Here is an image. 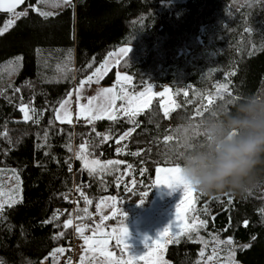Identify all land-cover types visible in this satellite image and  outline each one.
<instances>
[{
    "label": "trees",
    "instance_id": "1",
    "mask_svg": "<svg viewBox=\"0 0 264 264\" xmlns=\"http://www.w3.org/2000/svg\"><path fill=\"white\" fill-rule=\"evenodd\" d=\"M23 7L28 15L0 35V167L15 168L21 180L20 199L0 211V264H35L67 243L71 227L63 225L71 211L64 194L73 185L91 201L87 214L104 195L120 197L122 186L107 189L83 168L75 155L81 144L87 158L119 160L140 173L104 222L119 227L151 203L156 167L180 165L183 147L175 138L198 124L197 109L205 115L233 96L264 94V0H27ZM10 16L0 12V26ZM122 45L130 51L117 68L133 76L134 90L178 89L175 109L166 117L156 97L132 121L117 114L75 127L57 123L55 110L68 93ZM115 73L113 67L100 83L111 85ZM224 84L232 95L224 92L205 110L206 95ZM21 104L33 110L31 120H22ZM165 136L174 139L165 143ZM190 207L187 222L198 216L205 224L167 245L171 264H200L203 243L225 238L240 264H264V166L243 191L197 188Z\"/></svg>",
    "mask_w": 264,
    "mask_h": 264
},
{
    "label": "clouds",
    "instance_id": "2",
    "mask_svg": "<svg viewBox=\"0 0 264 264\" xmlns=\"http://www.w3.org/2000/svg\"><path fill=\"white\" fill-rule=\"evenodd\" d=\"M184 140L180 176L203 192L243 191L264 166V94L213 105Z\"/></svg>",
    "mask_w": 264,
    "mask_h": 264
},
{
    "label": "snow or ice",
    "instance_id": "3",
    "mask_svg": "<svg viewBox=\"0 0 264 264\" xmlns=\"http://www.w3.org/2000/svg\"><path fill=\"white\" fill-rule=\"evenodd\" d=\"M39 2H42V0H39ZM62 2L64 4H69L71 2V0H62ZM25 3V0H8L7 4L5 5V0H0V10H4L7 11L9 13H11L15 19H8L4 22L3 26H0V35L4 34L5 32H7L11 27H13V25L16 23V20H18L21 17L27 16L28 15V9H25L24 11H16V9L23 5ZM29 8H31L33 11H37L39 12L40 15L42 16H51L53 15V13L51 12H43L40 11L39 8L33 6V5H29ZM130 48L128 47H124L120 49V53L124 56H127V54L129 53ZM110 56L112 54H109ZM89 67H91L89 65ZM107 61H105L104 64H102L100 67H98L95 72L91 75L88 76L86 80H82L80 82L81 84V88L87 84V83H91L93 78L95 77L97 79V81L102 78V74L105 73L107 71ZM119 75V74H118ZM125 81L130 80V77L125 76L124 77ZM16 91H19V89H16ZM113 89L111 88H105V89H101L100 93L98 94V97H90L88 98V104L87 105H80L82 111H84L85 113H90V115L88 116L89 122H91L92 120L95 119H104L107 118L109 120H116L117 116L114 115L113 113L115 112V107H114V103L116 99H125L128 102L129 107L125 108L124 106H121L120 111L124 113L125 116H127L129 118L130 121H132V118L135 117L137 114H139L140 112H142L146 107H148L151 103V96L148 95V93L151 91L150 89L146 90L145 92L139 93L138 96H129L127 92L124 93L123 96L120 95H113ZM165 91H167V89H165ZM227 92L229 96L232 95L231 92H229L228 90V85L224 84V85H219L217 87V91L215 96H208L206 98V104L202 105V107L205 110H208L209 107L211 105H213L215 103V100L217 97L219 98H223V93ZM79 93H80V89L76 90V95H77V100H79ZM2 94V93H0ZM156 95V94H153ZM162 95V94H160ZM185 95H187V93H185ZM72 97V93H68V98L63 100L60 103V107L59 109L56 110L57 115H56V119L60 120L61 123H64L65 121L63 119H61L60 116V112L63 110L64 111V115L68 116V112L66 111V106L70 103ZM98 98L102 99V103L97 104V105H93V101H96ZM237 99L235 96L232 97V100ZM162 107L164 108V115L167 117L169 115V108L168 107H164L162 105ZM172 107L173 109L175 108L174 103H172ZM20 111L24 113V120L28 121L31 120L33 117L30 115V110L28 108L27 105L21 104L20 106ZM100 113H107L106 117L104 115H101ZM197 115L199 116H203V112L200 109H197ZM70 122V121H68ZM134 131V129H130L129 131L125 132L119 140L116 141V143H120V140L125 139L126 137H128L131 132ZM191 131V136H198L200 135L199 132V125L198 124H193V125H189L188 128L183 129V136L182 139L180 137L175 138L177 143L181 146L184 147V143L183 141L189 138V132ZM110 137L105 135L104 136V140H108ZM174 137L173 136H165L163 138L165 143L171 142L173 141ZM71 150V149H70ZM117 151L119 152L120 149H117ZM87 152V146L85 144H81L80 145V151H78L76 153V158L81 160L83 162V168L88 170L90 174L95 173L97 171V168H103L106 167V165H101L100 161L98 160H89L87 158L86 155ZM138 154V153H137ZM118 163L117 161H109L108 164H115ZM157 172H163L164 175L162 177H159L156 181V185H166L170 188H174L175 186H182V193H183V198L180 200L179 203H177L175 205V224L177 226H179L180 224H184V232H191L194 230V228L196 227L195 224L189 225L188 223H186L185 218L187 217L188 212L191 210V200L189 199V197L196 191V187H194L192 184H190L189 182L185 181L181 176H180V165L176 164L175 166L172 167H168V168H164V169H157ZM77 191L80 192V196L84 198L85 203L86 204H90L91 201L88 200V198L84 195V193L82 191L79 190V188H77ZM147 192H142L139 195H141L142 197H146L147 196ZM3 193L0 192V196H2ZM67 198V197H65ZM16 199L13 195H9V198L7 201L4 202H0V210H2L5 206V203L8 204V206H12V204L16 203ZM139 203H143V199L140 200ZM188 204V207H183L185 204ZM100 205H97V209L99 210ZM85 213H87V208L84 209ZM181 212H183V215H181ZM57 215H59L57 213ZM123 215L126 216V213H123ZM102 219H108V217H103ZM201 224H203L204 222L201 221ZM73 224V221L71 219L66 220L64 222L63 227L65 229L71 227ZM173 229V223L170 222L169 225L165 226L157 235L156 240V246H155V256H156V260L153 262V264H165L164 261H162L160 259V252L163 251L164 246L170 242H173V240L177 237H179L180 235L184 234V232L182 231H172ZM84 227H76V232L80 235V237L84 240V244L85 245H89L90 244V238L88 236L84 235ZM115 231V230H114ZM59 235H63V233H60ZM95 235V234H94ZM128 237V228L127 226H125L122 230V238L124 241H126ZM148 237H145V240H148ZM116 242L119 245L121 243V237L117 236L116 237ZM109 243L108 239H92L91 240V244L90 247L86 248V251H91L93 253L98 252L101 256L105 257L107 259L108 264H132L131 260H127V261H119V260H115L113 257V253L110 251H107V245ZM228 244L232 243L231 238L228 239L227 241ZM247 247V245L245 246ZM65 251L64 248H57L55 249L51 255L55 256L56 253H63ZM201 256H203V252H201ZM230 256H234V253H230ZM84 256H81V264H84ZM211 259V257L209 258ZM227 264H235L234 261L229 260L227 262Z\"/></svg>",
    "mask_w": 264,
    "mask_h": 264
},
{
    "label": "rangeland",
    "instance_id": "4",
    "mask_svg": "<svg viewBox=\"0 0 264 264\" xmlns=\"http://www.w3.org/2000/svg\"><path fill=\"white\" fill-rule=\"evenodd\" d=\"M25 9H26V7H23L18 11H24ZM40 11H42V10H40ZM14 18L15 17L11 14L9 19H14ZM124 47L130 48L129 45L119 46L115 51L110 53V54H112L111 56L107 55L106 58L102 61V63L98 66V67H100L102 64L105 63V61H107V64H108L107 71L102 74V78H100L97 81V79L94 77L91 83L85 84L82 88H81L80 83L75 86V88L71 91L72 97H71L70 103L66 106V111L68 112L69 115L65 116L64 111L62 110L60 112L61 119H63L65 122L70 121L72 119H87V120H89L88 116L90 115V113H85L84 111H82L80 105H87L88 104V98L98 97L100 90L105 89V88L113 89L114 91L112 94L113 95H120V96H123L125 92H127L129 96H138L139 93L145 92L146 90L150 89L151 91L148 93V95L151 96V103H152L153 99L157 97L159 99V103H160L162 111L164 112V108L162 107V105L164 107H168L169 108V115H170V113L175 109V108L173 109L172 103H174L175 107L177 105L175 95L178 93V89H172L168 85H163L160 89H155L153 86H146L142 90H139V91L134 90L135 84H134V81L132 82L133 76H131L128 73L117 68L119 62L124 57V55H122L120 53V49L124 48ZM113 67H116L114 82L111 85L101 84L100 81L107 75V73ZM91 75H89V76H91ZM125 76L130 77V80L125 81L124 80ZM86 79H87V77L84 78L83 80H86ZM77 89H80L79 100H77V95H76ZM165 89H167V91H165ZM130 90H132V91H130ZM216 91L209 92L206 95V98L210 95L215 96ZM153 94H156V95H153ZM160 94H162V95H160ZM67 98H68V95L65 99H67ZM102 102H103L102 99L98 98L96 101H93V105L95 106V105L100 104ZM121 106H124L125 108L129 107L127 100L116 99L115 103H114V107H115V112L113 113L114 115H117L118 113H120ZM59 107H60V105L58 106L57 109H59ZM148 107H146L145 109H147ZM100 114L104 115L105 117L107 115V113H100ZM30 115H31V113H30ZM55 115H57V112ZM104 119H107V118H104ZM22 120H24V113L23 112H22ZM77 152L78 151L75 152V155ZM91 160H93V159H91ZM95 160H98V159H95ZM98 161H100L101 165H106V167L97 168V171L95 173H92V175L103 180L104 183L106 184L107 189H109L110 186L113 185L115 190H118L122 186L123 192L120 193V195H119L120 197L115 196L114 194L113 195L106 194L97 202V205H100L99 210L97 209V205H96V211L99 215V221H98V226L96 227V229L93 231L92 234L93 235L95 234V236H97L99 238H101V237H103V238H106V237L116 238L117 233L114 231V229H112V228L109 229V227H103L106 219H102V218L103 217L110 218L113 215H115V213L118 212L119 209L117 207V199L118 198H124L125 193L128 192L129 190H132V188L135 186V184L137 182V178L139 177L140 173L136 176L134 174V171H133L134 170L133 166H128L127 164L125 165V164H123L122 161H119V160L118 161L117 160H110V161H117L118 162L115 164H108L109 161H101V160H98ZM15 170L11 167H0V192L3 193V195L0 196V202L7 201L9 198V195H13L15 197V199H17V196L18 197L21 196V180H20L19 173L17 172V170L16 171ZM19 188H20V192H19ZM18 192H19V195H18ZM5 204H7V203H5ZM85 205H86L85 208L86 207L88 208V205L86 203H85ZM132 208L136 209L137 205L132 206ZM83 212L85 213L84 209L80 210V211L76 210L74 212V216L79 215V213L83 215ZM72 218H73V214L71 213V220H72ZM201 221H203V220L200 219L198 216H196L188 224L189 225L195 224L196 227L194 228L193 231L197 232L198 227L205 224V223L201 224L200 223ZM215 235H216L215 233L208 232L209 238H215ZM228 239L229 238H225V239H221V240L215 239L214 242L203 243L202 251H201V252H203V256L200 259V264H209L211 262L227 263L229 260L234 261L235 264H240V262L236 259V256H235V252H234L235 246L233 243L228 244L227 243ZM230 253H234V256H230ZM210 255H212V256H210ZM210 257H211V259H209ZM165 258L166 257H164V258L160 257V259L162 261L165 262V260H166L167 262L171 263L168 259H165ZM86 260H88V259H85L84 261H86ZM106 260L102 259V258L98 259L96 257L95 261H92V262H94V264H108Z\"/></svg>",
    "mask_w": 264,
    "mask_h": 264
},
{
    "label": "crops",
    "instance_id": "5",
    "mask_svg": "<svg viewBox=\"0 0 264 264\" xmlns=\"http://www.w3.org/2000/svg\"><path fill=\"white\" fill-rule=\"evenodd\" d=\"M132 82H133V79H132ZM29 109L31 110V108ZM56 110L54 113V119L57 123H61V121L56 119V115H55ZM30 113L32 116L33 111H30ZM118 114H124V113L120 111V113ZM95 120H98V119H95ZM95 120H92V121H95ZM79 121H84L86 123L89 122V120L87 119H72L70 120V122L67 121L64 123L72 124L73 122H79ZM88 159L91 160L92 158H88ZM168 167H172V166H157L156 167L155 172H154V178H153L152 201L146 208L142 209L135 216L133 220H131L128 224L122 225L119 227L106 226V225L103 226V227H109V229L111 228L114 229L115 232L117 233V236L121 237V243L119 245L116 242V238H110V237L99 238L93 234L89 236L90 244H91L92 239H108L109 243L107 245V251H110L113 253V257L115 260H118L117 258V250H118L121 253H123V257H119L121 261L131 260L132 264H153V262L156 260V256L154 253H155V246L157 243L156 237L158 233L165 226L169 225L170 222L173 223L172 231L179 230L183 232L184 230V224H180L179 226L175 224V219H176L175 205L179 203L180 200L183 198L182 186H175L174 188H170L163 184L156 185L157 179L164 175L163 172L158 173L157 169L158 168L164 169ZM13 169L15 170V168ZM19 192H20V188H19ZM19 192H18V195H19ZM20 197L17 196L16 201L19 200ZM189 199L192 201L191 202V205H192L194 202V193L189 197ZM6 205L8 204H5V206ZM183 207H188V204L186 203ZM181 215H183V212H181ZM185 221L186 223H188L187 217L185 218ZM125 226H127L128 228V237L126 241H124L122 238V230ZM145 237H148L149 239L145 240ZM90 244L85 245L83 243V247L80 253L79 264H81V256H84L85 259H88L84 261V264H94V262L92 261H95L96 257L98 259L102 258L106 260V258L101 256L98 252L93 253L91 251H86V248L90 247ZM168 244H166L164 246L163 251L160 252L159 254L160 257H163V258L165 257V250ZM165 264H171V263L165 260Z\"/></svg>",
    "mask_w": 264,
    "mask_h": 264
},
{
    "label": "built area",
    "instance_id": "6",
    "mask_svg": "<svg viewBox=\"0 0 264 264\" xmlns=\"http://www.w3.org/2000/svg\"><path fill=\"white\" fill-rule=\"evenodd\" d=\"M77 124H86V122H73L72 126L75 127ZM71 170L74 171V168L71 167ZM64 199L69 204L70 211L73 214L70 238L65 245L53 248L45 253L35 264H79L84 240L76 232V227H84V235L89 237L98 226L99 215L97 211L90 214L83 212V215L79 213V215L74 216L76 210H83L86 206L84 198L80 196V192L77 191L75 185L64 194ZM63 211L64 209L60 210V212ZM57 248H64L65 251L56 253L55 256L51 255Z\"/></svg>",
    "mask_w": 264,
    "mask_h": 264
},
{
    "label": "water",
    "instance_id": "7",
    "mask_svg": "<svg viewBox=\"0 0 264 264\" xmlns=\"http://www.w3.org/2000/svg\"><path fill=\"white\" fill-rule=\"evenodd\" d=\"M7 2H8V0H5V5L7 4ZM26 2H27V0H25V3H24L23 5H21V6H19V7L16 9V11L19 10V9H21V8H23V6L26 4ZM0 12H1V13H9V12L4 11V10H0Z\"/></svg>",
    "mask_w": 264,
    "mask_h": 264
}]
</instances>
